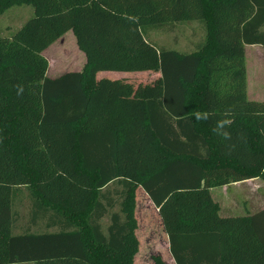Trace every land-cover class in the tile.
<instances>
[{"label":"trees","instance_id":"1","mask_svg":"<svg viewBox=\"0 0 264 264\" xmlns=\"http://www.w3.org/2000/svg\"><path fill=\"white\" fill-rule=\"evenodd\" d=\"M21 6L33 16L0 36V264H135L139 187L175 264H264V209L223 217L211 195L264 181V102L248 99L245 58L264 50V0H0V14ZM192 22L190 52L145 36ZM68 32L85 66L50 78L44 52ZM109 72L159 76L135 87ZM222 119L227 137L213 132ZM21 188L44 232L14 234Z\"/></svg>","mask_w":264,"mask_h":264},{"label":"rangeland","instance_id":"2","mask_svg":"<svg viewBox=\"0 0 264 264\" xmlns=\"http://www.w3.org/2000/svg\"><path fill=\"white\" fill-rule=\"evenodd\" d=\"M33 16V9L29 6L13 7L0 14V36L10 37L18 28ZM200 24L192 22L188 24H176L173 30H162L151 33L150 38L158 46L168 49H176L178 52L186 53L192 51L196 38L202 34ZM148 30L145 36L148 39ZM246 63L248 67V87L251 100L264 102V50L261 47H249L246 52ZM48 60L50 78H57L65 73L79 72L86 63L84 54L79 50L72 32H68L63 38L56 41L45 52ZM110 78H121L135 87L150 84L158 75L153 72L137 73H112L100 74ZM214 201L220 207H238L231 211L234 216L239 214H253L264 208V181H252L251 183H238L223 189L211 192ZM137 210V231L139 241V252L135 258V264H154L152 251L160 244L162 239V226L155 213L146 207ZM14 212L17 213V222L14 226V234H22L30 231L32 233L44 232L43 225L33 227L30 225L31 199L26 188H21L14 197ZM222 211V209H221ZM224 212V210H223ZM104 230L108 225L107 220L102 222ZM157 241L154 244L151 236Z\"/></svg>","mask_w":264,"mask_h":264},{"label":"crops","instance_id":"3","mask_svg":"<svg viewBox=\"0 0 264 264\" xmlns=\"http://www.w3.org/2000/svg\"><path fill=\"white\" fill-rule=\"evenodd\" d=\"M156 33L157 31L154 29V30H149V33H148V35H149V37H148V40L149 41H151L152 43H154L157 47H159V48H163L162 46H158L154 41H152L151 40V38H150V34L151 33ZM198 43V38H196V42H195V44H197ZM249 47H261V46H246L245 47V52H246V50H247V48H249ZM192 48V47H191ZM262 48V47H261ZM168 49V48H167ZM263 49V48H262ZM171 50H175V51H178V50H176V49H171ZM245 58H246V55H245ZM155 74H157V73H155ZM158 76H159V74H157ZM158 76L156 77V78H158ZM246 76H247V96H248V99L250 100V101H254V100H251L250 99V97H249V87H248V67H247V63H246ZM155 78V79H156ZM117 79V78H116ZM119 79V78H118ZM152 83V82H151ZM150 83V84H151ZM259 102V101H258ZM255 180H257V181H260L261 179H253V180H249V181H246V183H251L252 181H255ZM241 183H245V182H241ZM236 184H238V183H236ZM232 185H234V184H232ZM231 185V186H232ZM226 187H228V186H226ZM226 187H223V188H226ZM116 187L115 186H112L111 187V190H113V189H115ZM223 188H216V189H212L211 190V192L212 191H215V190H218V189H223ZM122 190V188H118L117 189V191H121ZM141 196V201H142V207H146L147 208V210H149V211H151L152 213H155L156 214V216L158 217V220H159V222H160V225L162 226V235H163V237H162V239H160V245L158 246V247H156V248H154L153 249V251H152V257H160L161 259H162V261L164 262V263H166V264H175L174 263V261H173V259H172V257H171V254H170V248H169V239H168V236H167V234H166V232L164 231V228H163V225H162V220H161V218H160V216H159V210L158 209H156L155 208V206L153 205V202L150 200V198L145 194V192L139 187V188H137V190H136V198H135V202H136V205H135V207H136V210H135V216H136V218H137V210H138V207H141V203H140V197ZM216 202V201H215ZM216 203H218V202H216ZM219 204V203H218ZM220 206V205H219ZM238 207H220V215L221 216H223V217H232V216H234V214L233 213H235V212H231V211H234V210H236ZM221 209H222V211H221ZM264 208H262V209H260L259 211H261V210H263ZM223 210H224V212H223ZM259 211H257V212H259ZM257 212H255V213H257ZM255 213H253V214H255ZM250 215H252L251 213H249V214H243V215H241V214H239V216H250ZM151 241L154 243V244H156V240H155V237H154V235L153 236H151Z\"/></svg>","mask_w":264,"mask_h":264},{"label":"clouds","instance_id":"4","mask_svg":"<svg viewBox=\"0 0 264 264\" xmlns=\"http://www.w3.org/2000/svg\"><path fill=\"white\" fill-rule=\"evenodd\" d=\"M194 118L197 121H204L209 119V113L208 112H201V111H196L194 113ZM232 121L230 119H222L218 120L216 122V126L213 128V132L217 135H222L224 137H227L229 133L225 130Z\"/></svg>","mask_w":264,"mask_h":264}]
</instances>
